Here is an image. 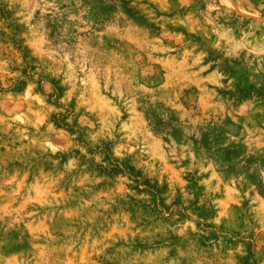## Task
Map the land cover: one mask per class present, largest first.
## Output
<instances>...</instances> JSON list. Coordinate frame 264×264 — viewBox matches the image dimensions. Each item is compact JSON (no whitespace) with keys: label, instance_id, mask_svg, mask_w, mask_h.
<instances>
[{"label":"rangeland","instance_id":"obj_1","mask_svg":"<svg viewBox=\"0 0 264 264\" xmlns=\"http://www.w3.org/2000/svg\"><path fill=\"white\" fill-rule=\"evenodd\" d=\"M0 264H264V0H0Z\"/></svg>","mask_w":264,"mask_h":264},{"label":"trees","instance_id":"obj_2","mask_svg":"<svg viewBox=\"0 0 264 264\" xmlns=\"http://www.w3.org/2000/svg\"><path fill=\"white\" fill-rule=\"evenodd\" d=\"M213 58H210L212 60ZM213 61V60H212ZM218 67L223 72H228L231 68L228 64L221 63L218 64ZM19 86H15L13 88V91L20 92L22 91L21 86L23 85V82H18ZM108 164L106 167H103L102 170L108 177L116 176V175H125L124 173H127V179L130 181V184L127 186L130 190H134L137 193H147L150 196L157 192V184L154 185L148 181L143 173L140 170H135L134 168L127 166L126 164ZM127 171V172H126ZM143 187V188H140Z\"/></svg>","mask_w":264,"mask_h":264},{"label":"bare ground","instance_id":"obj_3","mask_svg":"<svg viewBox=\"0 0 264 264\" xmlns=\"http://www.w3.org/2000/svg\"><path fill=\"white\" fill-rule=\"evenodd\" d=\"M224 2L226 1V0H223Z\"/></svg>","mask_w":264,"mask_h":264}]
</instances>
